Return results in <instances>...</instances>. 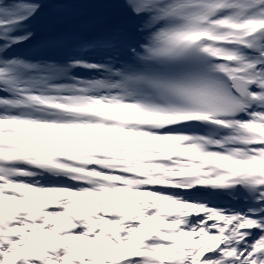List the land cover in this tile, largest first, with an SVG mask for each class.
I'll list each match as a JSON object with an SVG mask.
<instances>
[{
    "label": "snow or ice",
    "instance_id": "1",
    "mask_svg": "<svg viewBox=\"0 0 264 264\" xmlns=\"http://www.w3.org/2000/svg\"><path fill=\"white\" fill-rule=\"evenodd\" d=\"M0 264H264V0H0Z\"/></svg>",
    "mask_w": 264,
    "mask_h": 264
}]
</instances>
